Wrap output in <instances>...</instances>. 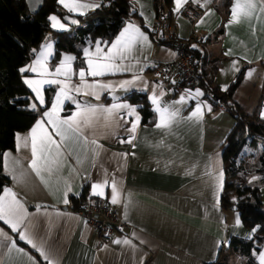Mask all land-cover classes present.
Instances as JSON below:
<instances>
[{
  "label": "crops",
  "instance_id": "crops-1",
  "mask_svg": "<svg viewBox=\"0 0 264 264\" xmlns=\"http://www.w3.org/2000/svg\"><path fill=\"white\" fill-rule=\"evenodd\" d=\"M130 1L138 11L143 24L150 30L155 24L159 28L162 21L165 24L163 27L165 37L183 39L195 36L189 46L193 50L194 58L202 61L206 76L214 90L224 91L222 86H228L241 72L233 93V99L236 101L235 95L242 79L256 74L260 80L261 92L258 104L251 112L257 113L264 121L261 115L264 113L262 0H254L256 7L250 16H238L239 22L232 23L229 21L232 20L231 9L235 0H230L228 14L224 20L221 7L225 0H187L201 10L199 18L193 25L181 14V8L187 2L177 11L175 0H171L170 5L164 10V15L158 16L152 0ZM103 2L104 0H79L82 4L101 5ZM59 5L65 13L73 15H82L80 12L86 13L97 8L69 12L63 5ZM167 13L169 16H166ZM51 15L57 16L65 23V29L70 26L53 12L49 13L47 18ZM129 23L139 27L148 37L147 42H138L133 46L131 53L127 54V59L116 61L118 64L131 66V70L109 72L97 77L88 75L87 58L83 49H89V56L94 62L112 63L106 59L105 54L108 53L111 42ZM220 28L221 32H218ZM97 40L102 42L99 54L96 53ZM49 42L52 44V55L47 58L46 66L50 72L54 73L65 55H72L75 60L70 62L69 78L55 75L44 78L64 80L69 87H74L81 85L79 71L83 68L87 83L98 81L111 85L103 91L83 86L79 93L70 91L68 94L72 99L64 100L59 111L61 118L76 112L77 103L81 105V109L85 104L109 107L114 103H127L137 106L136 113L140 116V105L123 97L130 91L144 92L152 108L154 106L149 98L153 92L158 97L163 92L164 95L160 97L161 105H168L173 111L178 110L180 117L184 118L173 123L170 128L160 129L155 127V122L145 125L139 121L133 134L129 129L135 117L129 116L126 109H120L119 115L114 114L107 122L104 114L98 113V118L93 119L92 126L83 128L82 135L68 134L69 138L62 142L64 156L60 160V167L54 168L52 176L42 173V180L30 167L33 158L31 129L37 120L44 119L43 130L38 129L36 133L38 156L41 155L39 151L41 136L50 133L53 139L60 141L55 129L46 122L47 118L43 117V113L51 109L60 85H43L44 101L46 90L50 91V97L47 104L41 105L35 99V93L24 83L31 92L29 107L36 104V109L40 110L27 129L15 133L13 147L3 152L10 155L7 158V166L2 156L1 169L8 177V182L2 187L0 196L11 199V196L4 192L5 188L15 193L16 199L27 213L20 230L26 231L38 246L43 247L53 264H203L217 259L220 250L226 248L231 235L249 237L250 233L247 232L251 229L248 227L252 226H246L240 217V224L237 225V215L230 217L228 208L222 207L220 200L224 184L222 148L234 122L233 117L226 108L217 102L216 104L214 99L206 97L200 85H180L174 79L165 80L152 75L149 71L150 65L174 58L173 45L157 42L148 29L132 20L125 21L108 41L99 37L86 39L79 56L74 51L62 50L59 58L53 61V41L47 38L41 45ZM40 48L41 46L38 51ZM115 51L114 49L113 52ZM34 58L35 56L31 57L20 68L30 64ZM24 76L41 78L31 72L21 74L22 80ZM136 77L139 79H135ZM122 81L134 82L121 87ZM197 89L203 95L196 96ZM91 91H96L99 99L86 94ZM181 96H184L185 100L182 103H175ZM73 100L76 103H73ZM197 103L202 105V119L199 121L196 118L186 119ZM209 106L211 111L208 110ZM156 120L158 116L155 113L154 121ZM83 136H87L89 143H85ZM24 138H27V145ZM130 139L132 142L128 143ZM92 140H96L97 143L92 144ZM43 155L50 157L51 154L45 152ZM221 173L222 182L219 179ZM258 177L255 180H258ZM105 181L107 184L98 189L103 195L93 196L104 200L107 206L116 212L122 226L113 230L108 244L99 247L95 226L79 210L72 208L69 197L79 194L85 187L92 195V185L104 184ZM66 182L71 185V192L67 196L68 203L65 204L63 191ZM113 182L118 193L117 203H112ZM258 191L264 206V178L258 183ZM0 230L11 239H19L18 234L3 221H0ZM116 240H120L121 243H115ZM124 240L130 243L125 244ZM21 242L25 245L16 241V246L24 251L21 253L13 249L9 254L6 247L9 241H5L4 235H0V264L42 262L48 264L30 244ZM262 250L264 241L255 251L256 255L253 254L256 264H259L257 257ZM240 264H244V260H241Z\"/></svg>",
  "mask_w": 264,
  "mask_h": 264
},
{
  "label": "trees",
  "instance_id": "trees-1",
  "mask_svg": "<svg viewBox=\"0 0 264 264\" xmlns=\"http://www.w3.org/2000/svg\"><path fill=\"white\" fill-rule=\"evenodd\" d=\"M170 2L171 0H152L154 11L158 16L164 15V10L170 5ZM229 3L230 0H225L221 7L223 20L228 14ZM51 12L59 16L65 13L57 0H43L41 7L34 14L27 11L24 0H0V154L13 147L15 133L27 129L39 113L40 109L33 110L29 107L31 92L21 79L18 70L21 65L34 56L31 50L37 49L38 51L45 39L53 40V61L59 58L62 50L74 51L79 56L81 46L86 39L99 37L108 41L125 21L132 20L139 23L141 27L148 29L157 42L173 45L172 37L159 36V28L150 30L143 24L138 11L130 0H104L94 10L76 15L80 22L82 19H91L93 16L97 17L98 21L91 19L86 26H80L79 23L75 33H72V27L65 30L51 28L47 18ZM166 16L169 14L167 13ZM161 23L162 21L159 23V27ZM220 30L221 28L218 29V32H221ZM73 40L79 44L74 45ZM187 49L194 60L193 66L198 79L196 85H200L204 89L206 97L210 100L214 99L211 94L218 95L220 98L218 103H223L234 119L222 148L224 184L220 197L221 205L224 208H230L233 204L236 205L240 218L246 226H262L252 235L251 239L231 235L226 248L220 250L217 259L203 264H228L226 255L230 252L243 255L244 264H256L253 253L264 241V206L258 191V183L264 178V121L259 118L257 113L246 112L233 99V93L240 80L241 72L230 82L227 90L216 91L210 85L202 61L194 58L190 46ZM45 94V104H47L50 91L46 90ZM123 97L140 105L139 112L142 124L151 125L154 123L155 113L144 92L130 91L125 93ZM69 107L70 104L67 105V108ZM253 142L260 143L262 148L256 153V156L253 153L251 157L252 163L257 162L258 164L255 171L259 173V177L258 180L250 184L245 181V178H241L237 172L240 170L239 157L242 156L241 160L245 159V154H242L243 149L248 143L252 144ZM1 164L2 155H0V191L8 182V177L2 172ZM86 198H88L89 204L107 206L104 200L89 194L85 187L79 194L70 195L69 200L72 208L75 210L85 209ZM15 240L17 243L25 245L18 238Z\"/></svg>",
  "mask_w": 264,
  "mask_h": 264
},
{
  "label": "snow or ice",
  "instance_id": "snow-or-ice-1",
  "mask_svg": "<svg viewBox=\"0 0 264 264\" xmlns=\"http://www.w3.org/2000/svg\"><path fill=\"white\" fill-rule=\"evenodd\" d=\"M187 0H175L176 10L179 11L183 3H186ZM58 3L63 5L69 12H78L81 9L92 8V7H99L98 4H82L79 3V0H58ZM264 3V0H262ZM256 5L254 0H235V4L231 9L232 13V22H239V17H248L251 15L252 11L255 9ZM80 14H84L80 12ZM49 21L51 22V27L53 29H60L64 30L66 28V24L62 23L60 19L55 16L51 15L48 17ZM72 23H76V21H72ZM148 37L140 31L139 27L129 23L127 27L124 28L123 31L116 37L114 41L111 42V47L108 49V53L105 54L107 60L112 61V63H98L94 62V60L89 56V49L84 48L83 52L85 57L87 58V67H88V75L92 77L97 76H104L109 72H117V71H130L131 66H124L122 64L116 63L117 60H124L127 59V54H130L132 48L138 42H147ZM101 41H96V53L99 54L101 52ZM107 43V42H105ZM195 47V45H193ZM116 50L113 52V50ZM52 44L45 43L41 45L39 51L37 49H32V53L34 54L35 58L32 62L24 67H21L18 71L21 74L26 73H36L41 78H28L24 76L23 82L35 93V99L39 101L41 105L45 103L44 97L42 95V88L44 84H56L60 85V89L56 94L55 99L52 101V107L50 110L45 111L43 113V117L47 118V123L50 124L53 129H55L56 136H59L60 141L53 139L52 135L46 134L40 137L39 140V151L41 155L38 156V145H37V130H43L44 126V119H40L36 121V124L31 129V151H32V160L30 161V167L36 173V175L41 176L43 180L42 173H47L49 176L53 175L54 168L58 169L60 167V160L64 156L62 151V142L69 138L68 134H76L82 135L83 128L91 127L94 118H98V113L104 114L105 121H109L113 115H119L120 109H126L127 114L129 116H134L135 119L132 122V126L129 129L130 133H135L137 126L141 117L136 113V107L127 103H114L109 107H105L103 105H88L85 104L84 107L81 109L80 104H76L77 111L71 113V115L67 116L66 118H61L59 116V111L65 99L71 100L72 97L68 94L70 91H75L79 93L81 91V86L87 89H100L101 91L108 89L111 85L110 84H103L100 82L94 83H87L85 81V70L83 68L79 71V78L81 81V85H77L74 87H69L65 84L64 80L60 79H46L44 77H48L50 75L55 76H63L65 78H69V74L71 72L70 62L75 60V57L72 55H65L61 60L60 64L56 66L54 73L50 72L47 68V58L52 55ZM227 54V53H226ZM135 79H139L136 77ZM134 81H122L120 82L121 87H125L126 85L132 84ZM223 90H227V86H222ZM99 99V94L96 91H91L89 93ZM164 95L163 92L160 93L159 97L153 92L152 96L149 98L151 100L152 105L154 106L153 111L157 114L158 120L155 122V127L160 128H170L171 125L175 122H178L179 119H184L180 117L178 110H171V107L168 105H161V99ZM203 95L199 89L196 90V96ZM194 98V97H193ZM114 99H119L114 97ZM185 100L184 96L180 97L179 101L175 103H182ZM73 103L76 101L73 100ZM31 108L33 110L36 109V104H32ZM208 110L211 111V107H208ZM264 117V113L261 114ZM196 118L197 121L202 119V105L200 103L196 104L195 109L190 113V115L186 118L191 120ZM19 140V134L17 136ZM25 139V145H27V138ZM85 143H89L87 136H83ZM123 142V141H122ZM131 143V139L127 141ZM92 144H96V140L91 141ZM134 146V145H133ZM51 154L50 157L44 156L43 153ZM4 157L5 166H7V158L9 157V153L0 154ZM126 155V154H125ZM13 179H19L18 177H13ZM219 179L222 182V173L220 174ZM256 179V177H253ZM107 184V181L104 184H93L92 185V195L101 196L103 195L102 191H98V189H102ZM112 188V203H117L118 193L116 189L115 182L111 185ZM4 192L11 196V199H6L5 196H0V221H3L7 224L11 230L18 234V237L21 241H25L26 243L30 244L32 248L36 249L40 255L44 258L48 264H53L52 260L50 259L49 255L45 252L42 246H38L37 243L33 241L30 235L26 231H21L20 226L24 224L26 219L27 213L26 210L23 208V205L20 203L19 200L16 199L15 193L11 192V189L5 188ZM71 192V185L66 182V188L63 191L64 196V203H68L67 196ZM236 224H240L239 216L237 215ZM262 226L257 225L252 229V234H255L257 230L261 229ZM0 235H4L5 241H9L6 245L7 251L10 254L13 249H16L19 252H23V249L17 248L16 241L14 239L9 238L6 234L0 230ZM249 239L252 236L248 237ZM115 243H121L120 240L114 241ZM123 243L128 244L130 241L124 240ZM219 247V245H218ZM256 255V253H253ZM258 260L259 264H264V250L258 253Z\"/></svg>",
  "mask_w": 264,
  "mask_h": 264
},
{
  "label": "built area",
  "instance_id": "built-area-1",
  "mask_svg": "<svg viewBox=\"0 0 264 264\" xmlns=\"http://www.w3.org/2000/svg\"><path fill=\"white\" fill-rule=\"evenodd\" d=\"M181 14L193 25L199 18L201 10L191 2H187L181 8ZM157 28L158 25L155 24L151 30H156ZM171 37L173 40V47L175 48L174 58L169 61L150 65V73L165 80L174 79L180 85H196L198 79L193 66L194 60L187 49L195 36L192 35L183 39L175 38L173 36ZM219 105L226 108L223 103H219ZM87 201L88 198L85 200V209H80L79 212H81L87 220L95 226L97 230V245L99 247L104 246L108 244L113 230L121 228L122 222L118 218L116 212L108 206L103 204L96 206L89 204Z\"/></svg>",
  "mask_w": 264,
  "mask_h": 264
},
{
  "label": "rangeland",
  "instance_id": "rangeland-1",
  "mask_svg": "<svg viewBox=\"0 0 264 264\" xmlns=\"http://www.w3.org/2000/svg\"><path fill=\"white\" fill-rule=\"evenodd\" d=\"M91 19L92 21H98V18L94 16ZM91 19L90 18L89 20L86 18L82 19L79 25L86 26L88 22L91 21ZM76 26L77 25L68 26V27H72V33H75L77 32ZM72 43L74 45L79 44L74 40ZM259 81H260L259 77H257L256 74H251L249 75V77H244L241 81L240 88L237 94L235 95V99L239 103V105L249 113H251L255 105L258 104V98L260 97V92H261ZM261 148L262 145L260 143L257 142H253L252 144L248 143L242 151V154H245L244 156L245 159L241 160L242 156H240L238 159V163H240V170L237 172V174H240L241 178H245V181H247V183L251 184V182H255L256 180L253 179V177H256V179L258 177V173L255 171V169L258 167V164L257 162L252 163L251 157L253 153H255L256 156V153H258L261 150ZM241 197L245 198L243 195H241ZM228 215L230 217L232 215L234 216L238 215L240 217L239 210L233 209L232 207L228 208ZM248 228L251 229L247 232L250 233L248 234V236H250L252 234V229L254 228V226ZM226 257L228 258L227 262H230L232 264H240L241 260H245L244 256L239 253L230 252L229 254L226 255ZM231 258L234 259V262L233 259L230 261Z\"/></svg>",
  "mask_w": 264,
  "mask_h": 264
},
{
  "label": "water",
  "instance_id": "water-1",
  "mask_svg": "<svg viewBox=\"0 0 264 264\" xmlns=\"http://www.w3.org/2000/svg\"><path fill=\"white\" fill-rule=\"evenodd\" d=\"M43 3V0H24V4L26 6V9L29 13L34 14L36 13L39 8L41 7ZM61 18L64 22H66L67 24H69L70 26H75L79 24V19L76 15L73 14H69V13H64L61 15ZM161 18L163 19V16H161ZM76 21V23H72V21ZM163 27H164V23H161L159 29H158V33L159 36H163ZM215 102H219L220 98L218 95H214L212 94ZM233 209H236V205H232L231 206Z\"/></svg>",
  "mask_w": 264,
  "mask_h": 264
}]
</instances>
